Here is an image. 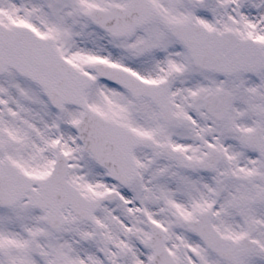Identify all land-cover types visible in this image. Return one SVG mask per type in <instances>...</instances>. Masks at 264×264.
Masks as SVG:
<instances>
[{"label": "snow or ice", "instance_id": "1", "mask_svg": "<svg viewBox=\"0 0 264 264\" xmlns=\"http://www.w3.org/2000/svg\"><path fill=\"white\" fill-rule=\"evenodd\" d=\"M0 264H264V0H0Z\"/></svg>", "mask_w": 264, "mask_h": 264}]
</instances>
